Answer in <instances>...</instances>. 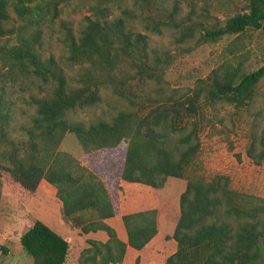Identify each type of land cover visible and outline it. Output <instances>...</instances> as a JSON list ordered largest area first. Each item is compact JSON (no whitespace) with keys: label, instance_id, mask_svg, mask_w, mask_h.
<instances>
[{"label":"trees","instance_id":"trees-1","mask_svg":"<svg viewBox=\"0 0 264 264\" xmlns=\"http://www.w3.org/2000/svg\"><path fill=\"white\" fill-rule=\"evenodd\" d=\"M186 1L183 14L180 0L170 6L165 0H96L75 26L60 18L66 0H0V170L27 192L44 179L55 187L65 223L83 234L106 233L105 241L88 239L78 264H121L128 247L141 250L158 232L157 210L149 208L123 214L126 240L119 238L106 221L115 215L108 189L80 163L85 154L122 141L123 181L154 190L170 177L185 181L171 234L176 249L166 264H264V196L233 188L225 174L205 175L196 160L205 110L244 107L259 95L264 61L249 70L234 42L248 30L264 34V0ZM223 7L220 15L210 11ZM55 25L58 58L42 48L44 29ZM139 26L155 35L170 30L176 52L151 47ZM231 35L228 56L193 87L163 88L168 66L190 50L187 44ZM73 66L78 72L68 75L65 67ZM104 91L128 105L94 120L73 117L102 102ZM19 100L32 112L16 125ZM259 124L252 122L246 146L257 165L264 161V119ZM19 244L33 264L70 263V241L41 220L22 232Z\"/></svg>","mask_w":264,"mask_h":264},{"label":"rangeland","instance_id":"rangeland-1","mask_svg":"<svg viewBox=\"0 0 264 264\" xmlns=\"http://www.w3.org/2000/svg\"><path fill=\"white\" fill-rule=\"evenodd\" d=\"M132 0H128L131 3ZM170 6L173 0H165ZM181 13L188 11L187 1L180 0ZM202 5V0H196ZM96 0H66L60 18L71 19L78 26L82 17L88 14V7ZM211 8V13L220 15L221 11ZM12 17H15L11 13ZM56 26V25H55ZM138 29L148 35L149 45L160 50H170L175 53L176 43L170 30L155 35ZM57 26L46 27L42 35V48L46 55L54 54L55 58L62 53L58 41ZM234 38L224 36L216 42L194 45V40L186 46L190 50L177 54L168 66L164 80V89H179L184 91L193 87L198 78L205 77L215 68L223 58L228 56L226 46ZM239 42L241 43L239 45ZM247 55L245 65L249 70L260 66L264 61V34L248 30L234 42ZM68 75L78 72V67H65ZM155 86L154 82L150 83ZM259 95L247 106L235 107L230 104H218L215 108L205 110V118L200 130V150L197 162L201 171L207 175L216 173L225 174L230 178L231 186L239 191L264 196V161L257 165L246 154L248 142L247 134L253 121L262 125L264 119V79L260 82ZM18 92V91H17ZM104 100L94 107L78 109L73 114L80 120H94L115 113L126 107V101L104 91ZM32 108L18 101V108L13 114V122L17 125L25 121ZM126 141L120 142L113 148H101L85 154L80 163L95 173L105 184L111 195L115 208V215L155 208L159 233L154 240L141 251L128 247L121 264H166V258L176 249V242L171 238L174 226L179 216V195L185 188V181L170 177L159 190L150 186L129 183L120 179L124 161ZM237 155L240 157L237 158ZM0 264H33L19 244V237L35 220H41L59 234L66 233L72 226L61 220L59 202L54 199V192L45 186H38L35 192L25 191L4 170H0ZM48 187H52L46 184ZM37 191V192H36ZM119 234L118 237L126 240V232L122 220L114 221ZM79 232L73 235L70 241L72 249L70 263L78 264L77 257L84 247L89 246L88 239L105 241V232L91 233L84 236ZM116 229V228H115ZM6 249V251H4ZM139 251V252H137Z\"/></svg>","mask_w":264,"mask_h":264},{"label":"crops","instance_id":"crops-1","mask_svg":"<svg viewBox=\"0 0 264 264\" xmlns=\"http://www.w3.org/2000/svg\"><path fill=\"white\" fill-rule=\"evenodd\" d=\"M122 180V179H121ZM46 184H49L48 182H46L44 179H42L41 181H40V183H39V186H41V185H43V186H45V188L46 189H48L49 191H51V192H54V194H55V192H56V190H55V187L54 186H52L51 184H49L50 186H52V187H48V186H46ZM39 188V187H38ZM38 190V189H37ZM37 192V191H36ZM111 196V195H110ZM54 199H56V198H54ZM60 206V205H59ZM125 213H127V212H125ZM125 213H120V215H116V216H113V217H110V218H107L106 219V221L110 224V225H112L114 228H116V232H117V234H119V231H118V229H117V227H116V225H115V223H114V221H118V220H120L121 219V216L123 215V214H125ZM62 220V219H61ZM68 227V229L69 230H71L72 232H73V235L74 234H77V232H79L78 231V229L77 228H71L70 226H67ZM67 231L66 233H63V235L66 237V239L67 240H69V241H71L72 240V236H71V231ZM97 232H103V231H97ZM91 233H96V232H89V233H87V234H83L84 236H89V234H91ZM159 233V228H158V232H157V234ZM101 234V233H100ZM157 234L149 241V243H151L153 240H154V238L157 236ZM119 236H120V234H119ZM149 243H147V245L149 244ZM147 245H145L144 247H146ZM143 247V248H144ZM142 248V249H143ZM141 249V250H142ZM141 250H139V251H141ZM139 251H137V252H139ZM127 252V251H126Z\"/></svg>","mask_w":264,"mask_h":264}]
</instances>
